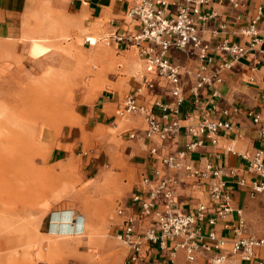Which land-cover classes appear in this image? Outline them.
Wrapping results in <instances>:
<instances>
[{
    "label": "crops",
    "instance_id": "1",
    "mask_svg": "<svg viewBox=\"0 0 264 264\" xmlns=\"http://www.w3.org/2000/svg\"><path fill=\"white\" fill-rule=\"evenodd\" d=\"M40 0H0V76L9 78L12 69L17 66L11 63L17 61L28 69L25 63L29 61V46L26 41L33 35L30 30V20L39 13ZM239 7L230 2L213 1L204 6L202 14L207 15L205 22H199L198 34L208 46L207 54L214 59L206 74L215 72L216 64L225 56L217 49L224 41L249 46L253 37L245 34L253 20L258 18V39L252 49L233 62L231 69L222 70L221 81L204 85L196 89L198 67L204 63L200 58L198 48L189 46L184 50L172 48L170 59L183 68V97L178 106L177 117L180 119L179 132L161 139L154 135L146 138L147 124L144 114H122L123 101L127 94H137L138 103L144 108H152L161 114L160 104L176 107L175 97L171 93V84L157 74L145 71V64L135 47L120 48V50L135 49L142 70L130 76L127 92L111 95L104 90L90 104L86 116L93 127L116 124L119 117L132 116V127L126 131L136 133L130 138L129 152L132 157L131 166L135 176L131 191L125 199L118 202L115 212L113 233L121 241V253L115 264H191L187 251L175 246L184 241V237L166 240L164 244L151 242L143 234L155 226V218L136 220L135 241L140 245L138 254L133 247L125 243L119 235L123 232V220L129 216L136 218V210L128 208L124 215H119V206L129 207L132 197L137 192L148 194L156 190L159 176L166 175L176 180L174 188L175 202L172 211L178 213H196L204 205V218L198 220L194 229L199 228L203 239L198 240L194 264H211L217 254H224L231 264H249L240 255L231 250L235 237L234 228L241 223L243 235L264 237V191L252 193L255 181L264 183V174H259L250 168V161L258 150L263 151L264 142L259 135V128L253 121V114L264 117V0H239ZM170 9L175 11L182 0H172ZM56 5H68L75 9L78 15L85 16V21L94 24L101 22L105 30L99 37H105L116 28L124 29L126 1L125 0H52ZM98 37V36H97ZM8 70V71H7ZM7 76V77H6ZM4 79V80H5ZM146 80L153 82V87L146 85ZM228 122L231 128L219 129L213 143L206 134L193 135L190 128L199 124ZM119 124L116 125L118 129ZM207 131V130H206ZM129 133V134H130ZM202 143L191 150L188 146L194 142ZM67 150L58 147L55 157L63 155ZM184 151L185 158L180 159L178 167L169 168L163 159L169 155ZM217 171L218 176L214 175ZM223 183V190L229 196L231 211L224 216L217 213L222 200L213 198L211 187L216 182ZM167 199L159 194L156 199V209L164 211ZM214 219L210 224L209 220ZM214 231L218 239L224 241L221 249H215V242L208 239V233ZM206 244L209 248L205 247ZM138 255L134 260L133 256Z\"/></svg>",
    "mask_w": 264,
    "mask_h": 264
},
{
    "label": "rangeland",
    "instance_id": "2",
    "mask_svg": "<svg viewBox=\"0 0 264 264\" xmlns=\"http://www.w3.org/2000/svg\"><path fill=\"white\" fill-rule=\"evenodd\" d=\"M39 4V13L33 15L35 19L29 24L33 35L26 41L29 61L24 65L28 67L27 72L33 74V80L37 78L42 82L32 87L42 90L45 97L54 94V84L50 82H62L60 90H56L58 97L54 104L72 106L74 116L56 117L48 126L50 132L42 144L40 156L31 157L21 165L27 167L32 161L39 168V176L26 175L28 180H25L34 187L37 185L35 191L43 194L39 193L36 203L32 198L23 200L15 210L24 208L22 216L27 222L29 219L33 222L41 237L37 241L38 256H33L37 264H115L122 249L121 241L113 233L116 207L131 191L135 176L128 146L131 131H126L132 127V116L119 117L116 124L93 127L86 114L90 104L104 90H97L98 86L90 89L89 84L96 78L94 74L101 72L99 84H106L111 95L120 92L123 96L130 76L142 70V63L134 48L120 50L99 37L105 30L103 23L89 24L85 16L78 15L71 6L56 5L52 0H40ZM88 35L98 36L95 45L86 41ZM39 37L43 39H35ZM69 48L71 54L66 50ZM103 50L113 57V63L102 60L100 52ZM128 54L132 55L129 65L124 61ZM11 63L21 64L15 57ZM8 81L1 79L0 82L7 84ZM117 124L120 125L118 129ZM58 147L67 151L55 157ZM103 173L106 180L97 184ZM45 189H49L48 192ZM65 210L86 216L85 232L68 236L50 234L53 214Z\"/></svg>",
    "mask_w": 264,
    "mask_h": 264
},
{
    "label": "built area",
    "instance_id": "3",
    "mask_svg": "<svg viewBox=\"0 0 264 264\" xmlns=\"http://www.w3.org/2000/svg\"><path fill=\"white\" fill-rule=\"evenodd\" d=\"M126 12L123 21L124 29L116 28L111 34L104 38L120 48L135 47L139 56L145 64V71L149 74H157L165 78L171 84V93L175 97L176 107L172 108L167 104H160L161 114L154 112L152 108H144L138 103V95L127 94L123 101L122 114H144L147 128L145 130L146 138L151 139L158 135L161 139L179 132L180 119L177 117L179 112L178 106L184 100L183 97V68L175 64L170 59L172 48L181 50L189 46L198 48L200 58L204 61L197 70L196 76L198 82L196 89L212 84L214 81L220 82V73L222 70L231 69L233 62L247 53L248 48L252 49L259 42L257 22L258 18L253 20L252 24L243 30L245 34L253 37V42L249 46L241 45L234 42L224 41L217 49L225 56L216 64L215 72L212 75L206 74L210 65L214 64V59L206 52L208 46L202 42L199 37V22H205L207 15L202 14L204 6L209 5L216 0H182L177 5L175 11L170 9L172 0H125ZM220 2H230L235 7H239V0H217ZM90 45H95L91 40L86 39ZM264 54V48L261 49ZM147 87H153L151 80H146ZM253 121L259 128V135L264 142V117L260 114H253ZM231 128L228 122L199 124L198 127L190 128L193 135L206 134L211 138L213 143H217L216 135L219 129ZM207 130V131H206ZM130 138H135L136 133H130ZM201 141L194 142L188 146L191 150L201 144ZM263 151L258 150L250 161V168L256 170L259 174H264ZM185 158V152L180 151L174 155H169L163 159V163L169 168L178 167L180 159ZM159 176V184L156 190L148 194L137 192L133 195L129 207L119 206L117 213L124 215L128 208L135 209L136 218L129 216L123 220V232L119 235L121 240L131 245L139 254L140 245L135 241V222L137 219L145 220L150 217L155 218V226L150 227L143 234L144 238L151 242H160L164 244L166 240H174L178 237H184L185 240L178 242L177 248H184L188 254V260L191 264L195 261V251L198 248V240L203 239L199 228L194 229L198 220L204 218L206 207L201 205L196 213H178L171 209L175 202L174 188L176 180L170 176ZM215 171L214 175L218 176ZM264 191V183L255 181L253 183L252 193ZM211 193L213 198L222 200L218 206L217 213L224 216L231 211L229 196L223 190V183L216 182L212 184ZM159 194L164 195L167 199V207L164 211L156 209V199ZM210 224L214 219L209 220ZM243 224L234 228L235 237L232 240L231 250L234 254L240 255L244 262L249 264H264V237L255 235H243ZM208 239L215 242L214 248L221 249L224 241L218 239L214 231L208 233ZM204 245V244H203ZM205 247L209 248L206 244ZM138 255L133 256L136 260ZM211 264H231L227 262L224 254H217L212 258Z\"/></svg>",
    "mask_w": 264,
    "mask_h": 264
},
{
    "label": "bare ground",
    "instance_id": "4",
    "mask_svg": "<svg viewBox=\"0 0 264 264\" xmlns=\"http://www.w3.org/2000/svg\"><path fill=\"white\" fill-rule=\"evenodd\" d=\"M80 26L82 27L83 24L80 23ZM35 39L41 41L43 38ZM87 39L91 40L93 44H96L98 40L96 35H88ZM66 50L69 54L72 53L71 48ZM100 54H102V60L113 63L114 59L109 56L107 51L103 50ZM131 56L128 54L124 58L128 65L131 64ZM56 73L57 76H60L58 71ZM32 75L27 72L26 67L18 64L11 70L9 78L5 79L0 76V81L1 79L9 80L7 84L0 82V264H37L33 256L35 254L38 256L36 253L39 250L37 241L41 240V237H39L33 222L30 219L27 222L25 216H22L24 208L20 207L17 210L15 208L23 203V200L28 201L32 198L31 200H35V203L39 201L37 197H39V193L40 195L43 193L35 191L37 185L34 187L30 182H26L28 179L25 176L37 174L39 176L41 173L37 172L39 168L37 169L32 161L28 163L27 167H21V165L41 152L42 144L50 132L48 126L55 122L56 117L68 114L74 116L72 106L54 104L58 97L56 90L58 88L60 90L62 82H50L54 84L52 89L54 94L51 93L45 97L41 93L42 90L36 91L35 87H32L34 84L42 83L40 79L33 80ZM94 75L96 78L91 79L90 89L97 86L99 91L109 89L106 84H99L98 77L101 76V72H96ZM105 177L106 175L103 173L97 180V184L101 181L104 182ZM35 182L37 183V181ZM85 220L86 216L75 215L73 210H65L63 213L55 212L49 232L52 235L63 236L83 233L85 232ZM96 223L98 226L97 219Z\"/></svg>",
    "mask_w": 264,
    "mask_h": 264
}]
</instances>
